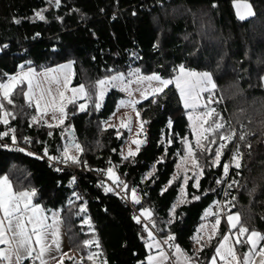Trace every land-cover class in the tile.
I'll use <instances>...</instances> for the list:
<instances>
[{"label": "trees", "instance_id": "trees-1", "mask_svg": "<svg viewBox=\"0 0 264 264\" xmlns=\"http://www.w3.org/2000/svg\"><path fill=\"white\" fill-rule=\"evenodd\" d=\"M234 1L60 0L57 6L53 0H0V81L21 70V65L38 70L63 61L72 64L69 84H83L89 92L100 78L130 68L165 78L173 77V69L180 65L212 73L215 96L221 99L213 106L232 128L242 126L240 133H247L240 140L242 167L230 212L238 213L250 230L264 233V0H241L253 12L244 19L236 17ZM37 12L45 19L40 20ZM166 91L156 103L144 100L137 105L139 119L146 121L144 143L128 159L120 155L125 128L102 125L122 95L118 90L106 93L99 110L94 96L92 100L76 99L75 104L66 102L64 127L72 129L70 135H62L63 127L33 123L36 112L22 93H14L13 105H6L12 116L8 125L0 124V132L15 129L19 146L11 145V134L0 139V176H7L14 190L35 189L33 203L46 212H57L69 248L80 255L78 261L65 259L63 264H81L82 258L83 264H92L87 260L92 251L102 253L107 264H145L147 245L139 239L128 207L97 186L93 171L99 168L112 167L127 185L128 196L135 189L140 203H133L147 209L151 217H171L169 224L157 220L153 227L161 237L174 236L173 243L189 257L203 260L220 237L194 249L193 234L205 208L218 197L216 181L233 141L224 149L220 167L206 166L198 189L193 187L194 179L188 185L182 177L173 180L184 154L181 138L194 143V136L178 90L169 86ZM82 102H86L83 112L78 109ZM170 136L173 143L168 145ZM70 140L83 148L76 155L81 163H68L75 171H58L36 154L60 157ZM188 166L186 174L192 177L194 170ZM73 178L83 192L79 200L71 196ZM181 189L187 202H176ZM193 195L200 199H192ZM82 206L87 209L84 213L79 211ZM85 217L90 218L91 228L83 224ZM222 231L221 226L218 232ZM85 240L98 241L100 247H85Z\"/></svg>", "mask_w": 264, "mask_h": 264}, {"label": "snow or ice", "instance_id": "snow-or-ice-1", "mask_svg": "<svg viewBox=\"0 0 264 264\" xmlns=\"http://www.w3.org/2000/svg\"><path fill=\"white\" fill-rule=\"evenodd\" d=\"M53 2L57 6L60 4V0H53ZM235 8L240 19H244L245 14H252L250 5L241 2V0H236ZM36 15L40 20L45 19L42 12H37ZM20 67V73L7 77V82H0V124H9V117L12 116V113L7 111L6 105H13L12 97L14 93H22L29 102V106H32L34 101L38 115L32 117L33 123H44L49 128L63 127L62 135L71 134L72 129L64 127L65 120L68 118L65 103L67 98L64 90L68 88L71 80L72 64L61 65L57 69H50L42 73L43 79L37 77L34 69L28 68L25 71L24 65ZM173 71L177 74L168 78L162 77L158 73L141 75L139 69L130 72L127 77L124 73H118L97 81L93 85L95 92H89L81 84L77 88L71 89L73 96L67 99V103L75 104L77 95L88 100H92L93 96H95L93 103L95 108L99 110L103 105L107 90L109 88H119L120 91L126 92L129 96L128 100L122 99L120 101V106H130L136 110V106L141 101L131 99L132 90L130 86L133 83L145 86L143 91H141V98L149 101V103H156L157 97L167 95L166 90L169 89V86H174L179 91L183 106L187 110V118L191 122L194 143L187 137L181 138L184 154L181 156L180 164L177 166L178 174L173 180L181 179L182 177L183 184L188 185L189 179H194L193 187L198 189L200 178L204 174L206 166L220 167L227 144L236 139L237 135H239L240 140H244L247 133L238 134L231 124L224 120L217 108L213 106L214 104H219L221 99L215 96L217 84L214 82L212 73L207 71L196 72L187 69L184 65H180L178 69H173ZM50 73H55V75H50ZM132 77L135 79H131ZM25 84L27 87L26 91L23 87ZM53 85H55V94ZM205 94H207L206 97ZM78 109L81 112L86 111V104H79ZM49 112L54 123H48L44 120V117L49 115ZM136 116L140 118L138 110H136ZM145 123L146 121L140 120L139 131L137 132L138 137L143 134ZM171 126L172 122L169 121V128ZM120 127L131 131L130 124L121 122ZM10 134L12 143L16 144L15 129L9 128L7 131L0 132V139ZM131 143L136 145V150L132 151L131 147H129L124 159L135 157L139 153L140 146L144 143V140L137 138L132 140ZM161 143H164V141H161ZM172 143L173 137L170 136L167 139V144L171 145ZM213 145L216 147L213 148ZM71 149H75L77 153L83 152L81 145L72 140L63 146L60 157L50 156L49 159L59 160L62 163H81L78 156L70 155ZM20 151H24V149H20ZM45 155H48L47 149H45ZM241 159L242 154L237 149L231 161L222 165L223 176L228 177L231 168L236 169L235 174L239 175V169L242 167ZM202 161H206V163H202ZM189 163L194 170L192 177L188 176L185 171ZM57 170L59 171L60 169ZM106 175L117 187L127 189V185L119 180L112 167L107 169ZM73 182H75L74 178ZM216 183L221 184L223 181L217 180ZM237 184L238 181L235 179L228 183L225 197H230V199H226L223 204L217 202L215 205L218 211L214 214L215 221L211 225L212 233L208 239L211 241L217 235L222 236V239L218 242L215 255L211 257V264H217V258H219L221 264H264V244L261 243L264 242V234L254 229L250 230L241 223L238 213L231 214L230 212V206H234L236 198L231 196L229 190L233 189ZM113 190L112 187H105L106 192H112ZM132 192L134 203L139 204L140 201L135 195V189H132ZM36 195L35 189L14 190L12 182L7 176L0 178V246H3L0 247V264H24L26 260H32L33 264H48V259H55L50 254L54 251H60L59 225L61 221L59 216L57 213H52L51 217H49L44 208L39 204L33 203ZM79 198L77 197V199ZM192 199H200V196L193 195ZM181 202H187L186 199H183V190ZM79 211L84 213L87 209L82 206ZM173 213H175V208H173ZM141 215L151 218V213L147 209H144ZM209 215H213L211 209L205 213V217ZM222 215L226 216L229 234L218 232ZM135 219L137 223L140 222L139 217H135ZM83 224L91 228L90 218L85 217ZM203 228L204 226L202 225L201 229ZM145 230L148 232V241H150H146L147 247L150 250H157L155 255L150 254L147 257V264H170L169 253L164 251L161 243L174 249L172 255L176 257V264H196L193 258L185 255L180 247L173 243L175 240L174 236L168 235L166 240L160 242L155 239L151 231H148L147 228ZM194 239L199 242L200 237H194ZM237 245H248V251L238 255L235 247ZM84 246L88 248L94 246L97 249L100 247L98 241L94 240H85ZM101 257L102 253L90 252L87 255V260L92 262V264H97V262L99 264H107ZM181 258L183 259L181 260ZM59 264H63V254L60 257ZM81 264H83V258L81 259Z\"/></svg>", "mask_w": 264, "mask_h": 264}, {"label": "built area", "instance_id": "built-area-1", "mask_svg": "<svg viewBox=\"0 0 264 264\" xmlns=\"http://www.w3.org/2000/svg\"><path fill=\"white\" fill-rule=\"evenodd\" d=\"M236 132L239 134L240 130L243 129V127L241 126L240 129H236ZM139 130V129H138ZM145 132V130H144ZM11 145L13 146H19L18 144H13L11 143ZM26 150H29L28 148L24 147ZM239 150L240 152V139H239V135H237L236 139L233 140L232 144L230 145L229 148V152L227 154V158H226V162L225 163H229L232 159V156L234 155L236 150ZM31 151V150H29ZM39 156L45 158L46 160H48L53 167H55L56 169H63V168H67L70 169L71 171H75L76 167L68 164V163H62L59 160H51L48 157H45L44 155H42V153H36ZM78 169V168H77ZM236 169L231 168L230 169V175L228 177H224L222 172L220 173V175L218 176V180H222L223 183L220 184V190H219V194L218 197L216 199H214L209 205H208V209L212 210L213 215H209L208 219L210 221H213L215 218V213L218 211V209L216 208V203L217 202H221L222 204L226 201V199H230V197H225V190H227V185L228 183H231V181L233 179L237 180L238 175H236ZM107 170L105 169H96L93 171V174L96 176V184L97 186L101 187L102 189H105V187H112L114 190L112 191V193L118 198V200L123 204L126 205L129 209V213L131 215L132 221L133 223L136 225L137 229L139 230V239H141V241L145 242L148 241V232L145 230L147 228L148 231H151L153 233V236L158 239V241L163 242L161 236H159L156 232V230L153 227V223L156 222L157 220H163L166 224H169L171 217L169 216H163V215H156V216H152L151 218H147L143 215H141V208H138L130 199H128L127 197V193H126V189H123L122 187H117L115 184H113L112 180H110L108 178V176L106 175ZM103 183V186H102ZM70 189H71V196L73 199L75 200H79L82 198L83 196V192L82 189L80 188L78 182L75 180V182H72L70 185ZM231 192V196L233 195V189L229 190ZM77 197H80L79 199H77ZM225 215H222L221 217H224ZM135 217H139L140 218V222L137 223V220L135 219ZM162 248L165 250V252L169 253V257H170V263H174L175 260V256L172 255L173 251L171 248H169L168 245H165L163 243H161ZM150 252H152V250L148 249ZM31 260H27V262H29Z\"/></svg>", "mask_w": 264, "mask_h": 264}, {"label": "crops", "instance_id": "crops-1", "mask_svg": "<svg viewBox=\"0 0 264 264\" xmlns=\"http://www.w3.org/2000/svg\"><path fill=\"white\" fill-rule=\"evenodd\" d=\"M71 64V62L70 61H63V62H60V63H58V64H55V65H52V66H49V67H46V68H41V69H34L33 67H27V68H24V70L25 71H27V69L28 68H32V69H34V71H35V73L37 74V77L38 78H40V79H43V77L41 76V74L42 73H45L46 71H48V70H50V69H57V68H59L61 65H67V64ZM191 70V69H190ZM194 71V70H193ZM21 72V70H19V71H17V72H15V73H13V74H10V75H8L7 77H9V76H12V75H17L18 73H20ZM196 72H204V71H196ZM177 74V73H176ZM175 74V75H176ZM50 75H55V73H50ZM174 75V76H175ZM173 76V77H174ZM6 77V78H7ZM3 79L2 81H0V82H7V79ZM262 84H263V88H264V75H263V78H262ZM70 87H72L70 84L68 85V88L66 89V90H64L65 91V97L68 99V96H67V90L70 88ZM24 90L26 91L27 90V87H26V84L24 85ZM53 91H54V94H55V85H53ZM121 93V92H120ZM178 94H179V91H178ZM179 98H180V100H181V97H180V94H179ZM24 99L26 100V98L24 97ZM67 99L65 100V103L67 102ZM27 101V100H26ZM181 102H182V104H183V101L181 100ZM33 108H34V110H35V106H34V101H33ZM35 112H36V110H35ZM50 112H49V115H47V116H45L44 117V120H47V118H48V116H50ZM36 115H38V113L36 112ZM139 120H141V119H139ZM111 127H118V126H111ZM138 127H139V125H137V128H136V136H137V132H138ZM126 137H127V133H126ZM137 138H141V136H137L136 137V139ZM126 139V138H125ZM125 141V140H124ZM136 149V148H135ZM2 177H4V175H1L0 176V178H2ZM25 190H27V189H25ZM41 206V205H40ZM42 207V206H41ZM52 213H57L56 211H53V210H51V211H48V212H46V214L47 215H49V217H51V215H52ZM231 214H237L236 212H231ZM203 215V214H202ZM208 217L209 216H207V217H204V219H203V216H202V221H201V223L197 226V228H196V230H195V232H194V234H193V239H194V237H200V239H199V242H197V240L196 239H194V249L196 250V251H198V250H200V249H202L204 246H207L208 244H209V239H208V237H209V235H211V233H212V228H211V225L214 223V221H215V218H214V220L213 221H210L209 219H208ZM60 219V218H59ZM61 221V220H60ZM49 222H51V220H49ZM205 224L208 226V229H206V228H203V229H201V226L203 225V226H205ZM223 227V231H222V234H229V225L227 224V221H226V216H224V217H221V224L218 226V229H219V227ZM59 228H60V251L59 252H52L50 255L52 256V257H55V259H48V264H59V262H60V257H61V255L63 254V261L65 260V259H71V260H73V261H78L79 259H80V255L75 251V250H72V249H70L69 248V246H68V244H67V241H66V236H65V233H64V229H63V226H62V223H60V225H59ZM198 230H200V231H198ZM206 230H208L209 231V233H208V237H207V239H205L203 236H204V234L206 233ZM261 234H264V233H262V232H260ZM162 238V240L164 241V240H166L167 239V236L166 237H161ZM156 239V238H155ZM222 239V236H220L219 238H218V240L215 242V244L208 250V253L206 254V257L203 259V260H201V261H198V260H195L196 261V264H211V257L212 256H214L215 255V249H216V247H218V242L220 241ZM157 241H158V239H156ZM148 242H150V241H148ZM262 244H264V242H261ZM175 244V243H174ZM146 245H147V243H146ZM175 245H178V244H175ZM179 246V245H178ZM0 247H3V246H0ZM180 247V246H179ZM236 247V251H237V254L238 255H242L243 253H245V252H247L248 251V245H237V246H235ZM148 248V247H147ZM149 249V248H148ZM180 249L185 253V255H187V253L180 247ZM156 249H152V252H150L149 250H148V255L147 256H149L150 254H152V255H155L156 254ZM165 251V250H164ZM172 251L174 252V249H172ZM146 256V257H147ZM188 256V255H187ZM183 258H181V260H182ZM24 264H33V261L31 260V261H29V262H27V260L24 262ZM145 264H147V260L145 259ZM170 264H176V257H175V260H174V263H170ZM217 264H221V261L219 260V258H217Z\"/></svg>", "mask_w": 264, "mask_h": 264}, {"label": "rangeland", "instance_id": "rangeland-1", "mask_svg": "<svg viewBox=\"0 0 264 264\" xmlns=\"http://www.w3.org/2000/svg\"><path fill=\"white\" fill-rule=\"evenodd\" d=\"M241 2H245V1H241ZM235 3H236V1H234L233 2V8H234V12H235V15H236V17L237 18H239V16H238V14H237V11H236V8H235ZM245 3H247V2H245ZM247 4H249V3H247ZM250 5V4H249ZM250 8H251V13H253L252 12V7L250 6ZM248 16H250V15H247V14H245V18L246 17H248ZM135 69L134 68H130V69H128L126 72H116V73H114V74H112V75H115V74H118V73H124L125 75H126V77L128 76V74L130 73V72H132V71H134ZM194 71H196V70H194ZM141 75H150V74H152V73H150V74H143V73H140ZM111 76V75H110ZM104 78H106V77H103V78H100V79H104ZM99 79V80H100ZM131 79H135L134 77H132ZM98 80V81H99ZM97 83V81L95 82V84ZM94 84V85H95ZM78 86H72V87H70L68 90H67V96H68V99H70V98H72V96H73V93H72V91H71V89L72 88H77ZM131 90H132V97H131V99H135V100H140L141 102H143L144 100L141 98V91H143V89H144V85H138V84H136V83H133L131 86ZM93 88V87H92ZM110 89H115V90H118L119 92H121V96L120 97H118L117 98V100H116V102H115V105H114V108H113V110H112V112L109 114V116L105 119V120H103V122H102V125L103 126H118V127H120V125H121V122H123V123H125V124H130V128H131V131H129L127 128H125V130H126V133H127V137H126V139H125V141L122 143V145H121V148H120V155L121 156H126L127 155V153H128V149H129V147H131V149H132V151H134L135 150V148H136V145L135 144H132L131 142H132V140H134V139H136V128H137V125H139V123H140V120H139V118H137V116H136V110H138V107L136 106V110H134L132 107H130V106H124V107H121L120 106V101L123 99V100H128L129 99V96L127 95V93L126 92H123V91H120V89L119 88H109L108 90H107V92L110 90ZM137 89H139V90H137ZM93 90V92H95V89L93 88L92 89ZM80 98H83V97H80L79 95H77V97H76V99H80ZM85 99V98H84ZM94 100H95V96H94ZM140 102V103H141ZM203 102V101H202ZM83 103V102H82ZM86 102H84V104H85ZM186 115H187V111H186ZM48 123H54V121H52V119H51V114H50V116H48V118H47V120H46ZM189 125H190V128H191V122L189 121ZM138 129H139V127H138ZM192 129V128H191ZM139 131V130H138ZM142 135L143 134H141L140 136L142 137ZM139 139H141V138H139ZM63 150V149H62ZM61 153H62V151H61ZM70 155H77V152L75 151V149H71L70 150ZM189 166L188 167H190V163L188 164ZM182 190H183V197H184V189H181V191H180V195H179V197H178V199H177V201L176 202H178V203H181V201H182ZM127 197H128V199H130L131 201L133 200L132 198H133V196H128V194H127ZM132 197V198H131ZM133 202V201H132ZM143 210H144V208H141V212H143ZM209 211V209L208 208H205V210L203 211V219H204V217H205V213L206 212H208ZM204 228H206V229H208V226L205 224V226H204ZM208 233H209V231L208 230H206V233L204 234V238L205 239H207V237H208ZM92 252H97V251H92ZM89 254V253H88ZM148 257V256H147ZM147 257H146V260H147ZM92 263V262H91ZM97 264H99V262H97Z\"/></svg>", "mask_w": 264, "mask_h": 264}, {"label": "water", "instance_id": "water-1", "mask_svg": "<svg viewBox=\"0 0 264 264\" xmlns=\"http://www.w3.org/2000/svg\"><path fill=\"white\" fill-rule=\"evenodd\" d=\"M69 135H70V134H69ZM70 141H72V140H70ZM70 141H69V142H70Z\"/></svg>", "mask_w": 264, "mask_h": 264}]
</instances>
